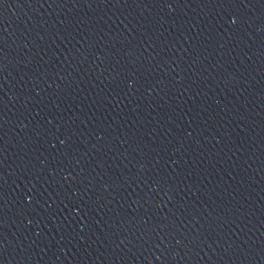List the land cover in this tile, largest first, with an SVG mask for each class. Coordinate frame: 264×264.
Segmentation results:
<instances>
[{
  "label": "water",
  "instance_id": "water-1",
  "mask_svg": "<svg viewBox=\"0 0 264 264\" xmlns=\"http://www.w3.org/2000/svg\"><path fill=\"white\" fill-rule=\"evenodd\" d=\"M0 264H264V0H0Z\"/></svg>",
  "mask_w": 264,
  "mask_h": 264
}]
</instances>
